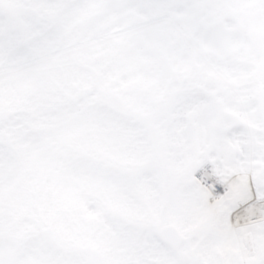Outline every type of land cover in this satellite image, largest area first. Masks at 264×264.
Returning a JSON list of instances; mask_svg holds the SVG:
<instances>
[{"label": "snow or ice", "instance_id": "obj_1", "mask_svg": "<svg viewBox=\"0 0 264 264\" xmlns=\"http://www.w3.org/2000/svg\"><path fill=\"white\" fill-rule=\"evenodd\" d=\"M0 264H264V0H0Z\"/></svg>", "mask_w": 264, "mask_h": 264}]
</instances>
